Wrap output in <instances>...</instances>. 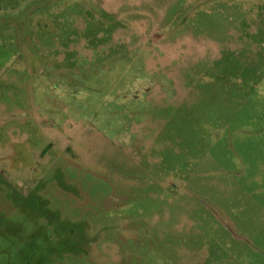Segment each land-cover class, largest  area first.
<instances>
[{"label": "rangeland", "instance_id": "rangeland-1", "mask_svg": "<svg viewBox=\"0 0 264 264\" xmlns=\"http://www.w3.org/2000/svg\"><path fill=\"white\" fill-rule=\"evenodd\" d=\"M0 264H264V2L0 0Z\"/></svg>", "mask_w": 264, "mask_h": 264}, {"label": "built area", "instance_id": "built-area-1", "mask_svg": "<svg viewBox=\"0 0 264 264\" xmlns=\"http://www.w3.org/2000/svg\"><path fill=\"white\" fill-rule=\"evenodd\" d=\"M264 2V0H262Z\"/></svg>", "mask_w": 264, "mask_h": 264}]
</instances>
